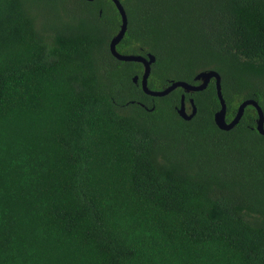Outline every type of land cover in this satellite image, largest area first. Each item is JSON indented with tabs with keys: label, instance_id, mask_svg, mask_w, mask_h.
Segmentation results:
<instances>
[{
	"label": "trees",
	"instance_id": "16d2710c",
	"mask_svg": "<svg viewBox=\"0 0 264 264\" xmlns=\"http://www.w3.org/2000/svg\"><path fill=\"white\" fill-rule=\"evenodd\" d=\"M118 1L148 88L214 70L226 121L264 114V0ZM118 26L111 0H0V264H264L255 110L220 130L213 80L144 94Z\"/></svg>",
	"mask_w": 264,
	"mask_h": 264
},
{
	"label": "water",
	"instance_id": "95a60500",
	"mask_svg": "<svg viewBox=\"0 0 264 264\" xmlns=\"http://www.w3.org/2000/svg\"><path fill=\"white\" fill-rule=\"evenodd\" d=\"M111 2L114 4L117 13L119 15V26L117 32L108 41L107 44L108 51L113 58L119 61H132L141 64L142 68L140 75L139 76L133 75L131 77V81L135 84H138L141 91L144 94L149 96L160 97L166 95L175 88H180L183 91V93L196 92L204 89L205 86L208 84V82L210 80H213L215 95L219 103V108L217 111L213 113L212 119L214 124L217 126V128L220 130L231 129L240 119L244 108L249 105L255 110L256 113L255 130L257 131L258 134L264 135V126H263L264 114L260 106L253 99H246L241 101L238 104L233 117L228 121L225 120V103L220 92V76L214 70H203L197 72L193 76L192 82L190 83L185 81H171L167 86L159 90L158 89L153 90L148 88L147 77L150 71V65L154 61V56L150 53H146L145 56H142L140 54H123L116 50V44L120 41L126 30L127 20L124 9L119 3V1L111 0ZM185 103H187L188 105L189 108L188 112H186ZM175 111L177 115L183 120H189L195 114L196 111L192 98H187L185 102L184 96L183 94H181L179 99V104L175 108Z\"/></svg>",
	"mask_w": 264,
	"mask_h": 264
},
{
	"label": "rangeland",
	"instance_id": "374dc122",
	"mask_svg": "<svg viewBox=\"0 0 264 264\" xmlns=\"http://www.w3.org/2000/svg\"><path fill=\"white\" fill-rule=\"evenodd\" d=\"M39 21H40V20H39ZM185 106H186V112H188V111H189V108H188L187 103H185Z\"/></svg>",
	"mask_w": 264,
	"mask_h": 264
},
{
	"label": "flooded vegetation",
	"instance_id": "af4514ba",
	"mask_svg": "<svg viewBox=\"0 0 264 264\" xmlns=\"http://www.w3.org/2000/svg\"><path fill=\"white\" fill-rule=\"evenodd\" d=\"M140 64V63H139ZM140 66H141V64H140ZM142 68V67H141ZM138 81V80H137ZM185 109H186V106H185Z\"/></svg>",
	"mask_w": 264,
	"mask_h": 264
}]
</instances>
